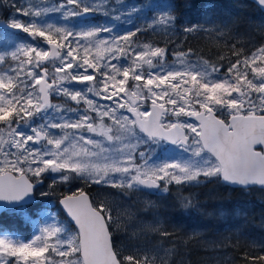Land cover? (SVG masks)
I'll use <instances>...</instances> for the list:
<instances>
[{
    "label": "snow or ice",
    "instance_id": "6c2138e0",
    "mask_svg": "<svg viewBox=\"0 0 264 264\" xmlns=\"http://www.w3.org/2000/svg\"><path fill=\"white\" fill-rule=\"evenodd\" d=\"M256 3L264 9V0ZM0 7L13 10L0 45V202L33 226L26 238L0 228V264H183L175 245L119 248V216L83 189L63 195L62 212L37 203L36 193L48 197L57 183L168 193L203 178L264 191V43L229 42L228 24L184 26V34L206 32L227 50L210 61L175 44L169 61L167 43L132 38L181 31L170 0L119 8L111 0H0ZM54 13L64 23L50 22ZM133 13L145 25L125 33L115 22H87L97 14L130 22ZM45 179L49 192L38 187ZM142 231L171 236L158 224ZM240 259L264 264V242Z\"/></svg>",
    "mask_w": 264,
    "mask_h": 264
},
{
    "label": "trees",
    "instance_id": "16d2710c",
    "mask_svg": "<svg viewBox=\"0 0 264 264\" xmlns=\"http://www.w3.org/2000/svg\"><path fill=\"white\" fill-rule=\"evenodd\" d=\"M171 2L175 5V15L180 21L177 27L181 31L168 34L181 40L184 50L190 48L205 60L215 61L218 54L227 50L225 42L222 44V40H216L206 32L192 34L182 32L184 26L203 24L206 28L203 22L205 17H209L217 26L228 24L232 33L242 36L243 33H249L244 36L246 39L249 40L248 36H254L258 44L264 43L262 32L264 12L252 0H171ZM239 42L247 44L248 48H252L256 43L240 40ZM81 184L79 189L89 192L94 204H100L99 198L93 192L94 186L83 182ZM53 187L54 192L48 197H41L37 192V203L53 200L54 205L59 207L58 200L61 196L79 190L66 192L64 187ZM255 189L264 192L257 187ZM146 194L156 196L149 192ZM181 195L191 198L189 207L182 206L179 199ZM151 200L153 207L147 210L146 201H137L136 206L141 209L137 221L145 220L146 223L158 224L171 233V236L165 238L157 233H150L139 238L137 234L132 233L135 226L128 227L123 235L114 230V239L119 248H132L137 246L135 243L141 245L140 240L146 239L148 245L153 242L165 247L175 245L179 252L176 259L183 264H243L240 259L243 253L250 251L254 242L257 244L264 242V199L254 192L245 193L239 188H232L221 181L210 179L199 186L184 189L170 186L166 196ZM60 211L62 212L61 209ZM137 223L135 224L138 225ZM0 228L17 232L23 237H28L33 230L31 224H25L20 216L10 212L0 216ZM213 239L222 241L220 242L222 245L220 251L224 252L222 263H218L216 257L210 255Z\"/></svg>",
    "mask_w": 264,
    "mask_h": 264
},
{
    "label": "rangeland",
    "instance_id": "374dc122",
    "mask_svg": "<svg viewBox=\"0 0 264 264\" xmlns=\"http://www.w3.org/2000/svg\"><path fill=\"white\" fill-rule=\"evenodd\" d=\"M19 2L23 3L24 0H19ZM33 2H38V0H33ZM143 2H145V0H119V2H117V0H111V3L115 5L117 8H119L121 5L131 7L133 5H138ZM161 2H163V0H161ZM3 14L8 15V19L6 20V23H8L13 14V10L8 7H0V22L3 21V18H2ZM49 15H50V22L64 23V21L60 19L58 13L49 14ZM93 18L94 17H87V22L91 24H105V23L111 24L115 22L116 23L115 31L119 33H125L130 29H134L135 27H143L145 25V18L142 15L136 14V13H133L131 15V17L129 18L130 22L125 20V16H121L120 20H114V16L112 15L103 16V15L97 14L95 16V20H93ZM20 19L22 21H26L28 18L20 17ZM203 22L206 28H212V27L217 26L214 22L211 21V19H209V17H205ZM197 25H200V24H197ZM201 26H203V24ZM13 31H16V30H9L10 33ZM247 34L243 33V36H242L240 34L231 32L228 39L231 40L235 37H238L237 39L240 41H251L252 43L257 41L256 37L254 36H248L249 40L246 39L245 35ZM171 35L172 34L165 35L160 32L154 33L151 30H147L141 33H137V35L133 37L132 39L138 41L141 45L152 43L154 45L163 47L167 43L168 50H169V61H171L174 58L171 54L179 50L175 47V44H181V48H182V41L177 40L176 36L172 37ZM12 39L16 40V36H13ZM170 40L172 42H169ZM223 43L224 41L222 40V44ZM0 45H3L1 24H0ZM254 45L259 46L260 44L256 42L254 43ZM62 102H63L62 99L52 98V103H62ZM182 119L191 120L190 118H182ZM191 121L193 123H196V121L194 120H191ZM54 131H59V130H54ZM141 150H144L143 147ZM157 154H159V150H157ZM206 181L207 180H203L202 178V182L200 184H203ZM51 183H52L51 179H45V184L43 186H40V189H42L44 192H49L50 191L49 185ZM81 183L82 181L80 182L79 180H75L69 183H57L54 186H57L59 188L64 187L66 189V192H69L70 190L75 191L76 189H79L82 185ZM199 185H196V186H199ZM91 186H94L93 192L95 193L96 197L99 198L100 200L99 203L100 204H110L113 208V217L115 218L119 216L120 224H119V230H117L118 233L123 235V233L126 232V229H128V227L135 226L133 227L135 229H132V233H134L133 235L137 234L139 238L145 235L142 229L146 221L145 220L137 221V219L140 217V212H141V209L138 206H136L138 204L137 201H146L147 202L146 204H149V203L151 204V201H152L151 199L161 198L168 194V193H162L159 190H155L152 193L147 191L149 192V194L156 195L157 196L156 198V196H150L146 194L147 192H144V191L134 192V191H128L126 189L110 187L107 185L91 184ZM173 186L179 189H184L186 187H192V186H176V185H173ZM250 191L256 193L260 198L264 199V192L261 193L257 191L255 188H253ZM47 203L50 205L53 211H60V209L54 205L53 200H49ZM9 212L11 214H14L11 211ZM136 222H138L137 223L138 225L135 224ZM189 236L192 237L191 235ZM21 238H26V237L21 236ZM140 242L142 243L140 246H147V247H151L155 244V242H153V244L148 245V243H146V239L140 240ZM220 242L222 241L213 239L212 244L210 246V250L212 251L210 255L213 257H216L218 263H222L223 258H224L223 256L224 252L220 251V249L222 248V245ZM135 244L138 245L137 243Z\"/></svg>",
    "mask_w": 264,
    "mask_h": 264
},
{
    "label": "water",
    "instance_id": "95a60500",
    "mask_svg": "<svg viewBox=\"0 0 264 264\" xmlns=\"http://www.w3.org/2000/svg\"><path fill=\"white\" fill-rule=\"evenodd\" d=\"M252 1H254L255 3H256V0H252ZM257 4V3H256ZM261 8V7H260ZM262 9V8H261ZM263 11H264V9H262ZM191 119H193L194 120V118H191ZM44 184V183H43ZM42 184V185H43ZM42 185H39L38 187H40V186H42ZM231 186H233V185H231ZM233 187H236V186H233ZM147 190H150V191H155L156 189H147ZM87 194H88V196H89V199L91 200V196H90V194L87 192V191H85ZM66 195H68V194H66ZM36 198H37V195H36ZM63 198V196L60 198V199H62ZM59 199V200H60ZM5 205V202H0V215L2 214V213H4L5 211H8L7 210V208L4 206ZM59 206H60V208H61V210H62V206L59 204Z\"/></svg>",
    "mask_w": 264,
    "mask_h": 264
},
{
    "label": "flooded vegetation",
    "instance_id": "af4514ba",
    "mask_svg": "<svg viewBox=\"0 0 264 264\" xmlns=\"http://www.w3.org/2000/svg\"><path fill=\"white\" fill-rule=\"evenodd\" d=\"M2 18H3V21L0 23V24H6V20L8 19V15L7 14H3V16H2ZM1 25V26H2ZM91 196V195H90Z\"/></svg>",
    "mask_w": 264,
    "mask_h": 264
}]
</instances>
